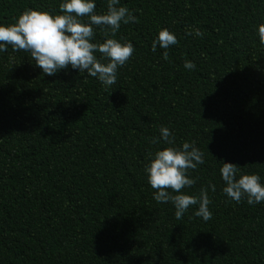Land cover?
Returning a JSON list of instances; mask_svg holds the SVG:
<instances>
[{"label":"trees","instance_id":"16d2710c","mask_svg":"<svg viewBox=\"0 0 264 264\" xmlns=\"http://www.w3.org/2000/svg\"><path fill=\"white\" fill-rule=\"evenodd\" d=\"M60 2L0 0V23L29 8L59 14ZM107 2L96 0L97 14ZM117 6L136 21L115 36L94 26L95 43L134 45L111 86L70 67L46 76L11 46L0 53V264H264V202L226 197L219 171L232 163L237 179L264 184V0ZM162 28L178 41L166 60L151 48ZM197 28L202 37L186 35ZM161 127L172 145L152 142ZM184 142L204 163L187 170L196 182L181 191L198 197L215 185L208 221L198 205L176 219L147 182L149 154Z\"/></svg>","mask_w":264,"mask_h":264},{"label":"clouds","instance_id":"9594fccd","mask_svg":"<svg viewBox=\"0 0 264 264\" xmlns=\"http://www.w3.org/2000/svg\"><path fill=\"white\" fill-rule=\"evenodd\" d=\"M120 3L121 0H108L107 10L103 14L95 11L96 0H61L59 14L25 9L13 24L0 23V53L6 52L8 46H11L13 51L30 53L35 66L46 76L55 75L70 67L78 72H86L104 86H111L116 83L118 68L124 66L133 55L134 45L130 41L122 43L110 37L105 38L102 43H95L94 26H104L107 29L106 36L108 33L115 36L121 23H134L136 17L127 7L117 6ZM256 31L259 42L264 44V22L257 25ZM193 33L196 37L203 36L198 28L186 35ZM177 42L174 32L162 28L152 40L151 48L153 51L157 46L164 49L162 57L166 60L167 49ZM97 53L100 54L99 57ZM183 67L194 70L196 65L186 59ZM160 141L173 144L174 138L168 128L161 127L160 137L153 138L152 142ZM203 155L194 144L188 142H184L179 148L169 146L149 154V162L144 171L149 186L155 190L153 199L157 203L170 202L175 208L176 219H181L193 205H198L194 213L197 217L204 221L211 219L207 191L210 189L214 192L215 185L209 184L208 189L202 188L198 197L181 191L195 184L196 181L188 176L187 170L203 164ZM239 168L222 161L219 169L225 185L222 192L237 203L244 197L249 205L264 202V184L260 182V176L241 174L237 179Z\"/></svg>","mask_w":264,"mask_h":264}]
</instances>
